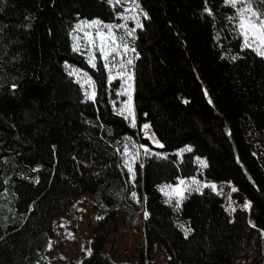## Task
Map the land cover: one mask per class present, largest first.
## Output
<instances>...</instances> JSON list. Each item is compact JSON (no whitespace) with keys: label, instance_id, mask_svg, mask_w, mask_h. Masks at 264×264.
<instances>
[{"label":"trees","instance_id":"obj_1","mask_svg":"<svg viewBox=\"0 0 264 264\" xmlns=\"http://www.w3.org/2000/svg\"><path fill=\"white\" fill-rule=\"evenodd\" d=\"M247 1L264 11V0ZM138 2L146 15L132 41V127L113 110L102 63L89 66L73 46L77 20L112 21L107 0H0V264H51L44 251L52 220L83 192L102 215L90 252L74 264H153L142 252L117 263L100 252L117 211L137 223L126 201L130 189L142 196L145 248L159 243L167 254L162 264H187L183 223L199 195L185 194L173 208L159 185L195 174L230 181L233 199L249 204L248 221L264 238V57L241 46L223 0ZM69 67L87 72L94 100ZM130 144L149 151L128 182L115 164ZM184 145L191 151L176 158ZM196 156L205 162L199 170ZM210 208L227 221L217 200ZM211 248L210 259L195 264L230 262L221 238Z\"/></svg>","mask_w":264,"mask_h":264},{"label":"rangeland","instance_id":"obj_2","mask_svg":"<svg viewBox=\"0 0 264 264\" xmlns=\"http://www.w3.org/2000/svg\"><path fill=\"white\" fill-rule=\"evenodd\" d=\"M107 1L113 9V19L111 22H102L96 18L77 20L73 26L71 35L74 49L77 46L79 47V51H75L85 57V61L89 66H91L89 63L90 57L94 59V62L99 60L102 63L107 74V80L112 83L115 94L112 100L113 110L116 114L121 115L119 112L123 110L129 95L132 97L133 67L137 54L132 51L125 53L122 46L116 52H112L110 49L123 43H127L129 49L134 48L132 44L133 37L127 36V32L139 28L137 27V23L141 24L145 13L141 9L138 0ZM223 2L230 6L231 14L234 17V26L240 35L241 46L243 47V37L238 29V10L241 7H247L249 2L244 0L241 3L240 0H237L235 5H232L230 0H223ZM261 18L264 19V17ZM92 21H100L102 24L92 25ZM103 25H126V27H113L112 31L115 33L117 39L115 43L108 40L107 46H105L100 37L97 36L98 29L107 36L108 29L103 27ZM101 46H105V51L109 53L107 59L99 51ZM128 59L133 61L132 65H126L125 68H121V63L124 62L126 64ZM105 64L108 65L107 68ZM69 71L70 73H74L72 76L79 82L84 94L91 95L93 93V81L87 72L77 67H69ZM121 72L124 73L123 76L120 75ZM110 75L115 77V79L110 81ZM129 75L132 77L131 80H128ZM121 116L124 118L123 115ZM126 120L129 124L133 122L131 116ZM145 134L151 142H155L150 131L146 130ZM186 147L189 148L187 145L181 146L179 149L173 151L172 154L178 158L180 153L183 152L182 149H187ZM145 148L142 144H130L125 146L119 153V159L115 167L127 178L128 182L133 180L132 173L128 171V166L135 172V168L139 165ZM195 162L198 170L205 164L204 159L198 156L195 157ZM181 179L185 181L194 180L201 185L214 184L216 186L215 190L211 187H202L199 192L192 191L199 195V199L191 209L189 218L183 223L186 233L184 245V251L187 253L186 263L195 264L199 259L209 260L213 239L221 238L231 255V260L228 264H264L263 235L260 230L249 223L247 218L248 207H245L246 203H239L233 199L231 195L233 185L231 182L228 180L204 179L195 174L188 177H177L173 183L160 184L159 190L163 200L171 204L173 208H178L177 200L179 199L181 202L183 199L177 197L173 192V189H175ZM133 193H135V196H133ZM185 194H188V192H185ZM141 199V194L132 189L128 191L126 196V201L136 215V224L129 225L127 214L120 210L117 211V227L115 231L106 236L100 249L102 255L112 262L133 261L141 252L144 254L146 260L153 264H162L167 258L163 246L159 243H153L149 249H146L144 246L141 225L143 218ZM213 200H217L222 210H224L227 216L225 223L218 222L211 211L210 204ZM101 215L102 213L94 209L90 193L83 192L76 196L65 212L55 216L52 220V236L44 251L48 262L51 264H74L79 263L87 256L90 252L93 224Z\"/></svg>","mask_w":264,"mask_h":264},{"label":"snow or ice","instance_id":"obj_3","mask_svg":"<svg viewBox=\"0 0 264 264\" xmlns=\"http://www.w3.org/2000/svg\"><path fill=\"white\" fill-rule=\"evenodd\" d=\"M241 3L244 2V0H240ZM230 3L232 5H235L237 3V0H230ZM239 13V24H238V29L240 31V34L243 37V47L248 48V49H252L253 51H255L259 56L264 57V19H262L261 17H264V11L257 13L255 11L252 10L251 7V3H249V5L247 7H241L238 10ZM146 15V14H145ZM135 18V17H134ZM258 21V23H257ZM92 25H101L102 22L100 21H92L91 22ZM103 27H106L108 29V33L107 36H105V34L103 32H101L99 29L97 31V36L100 37V40L102 41V43L107 46V41L111 40L113 43H115L117 37L115 35V33L112 31L113 27L116 28H122V27H126V25H103ZM137 27H143L142 24H140L139 22L137 23ZM134 32L135 29H132L131 31L127 32V36L129 37H133L134 36ZM88 35V34H86ZM91 42V41H90ZM105 46H101L99 48V51L101 52V54L103 55V57L105 59H107L108 56V52L105 51ZM123 48L124 52L127 53L128 51H132L135 52V49H129L128 44L127 43H123L122 45H117V47H112L110 50L112 52H116L118 50L119 47ZM74 50L79 51V47L77 46ZM89 63L91 64L92 67H95V62L94 59L90 57L89 59ZM133 61L131 59H128L126 61V64L124 62L121 63L120 67L121 68H125L126 65H132ZM105 67L107 68L108 65L105 64ZM74 73H70V75H72ZM121 76L124 75L123 72L120 73ZM115 79V77H112L111 75L109 76V80H113ZM132 77L131 75L128 76V80H131ZM129 87H131V85H129ZM86 98L87 99H95V93L93 92L91 95L86 93ZM132 97L131 95H129L128 97V101L127 103L124 105L123 110H121L119 112V114L123 115L125 119H128L129 116L132 117V127H135V116H134V112L132 111ZM145 129H147L149 126L147 124H145L143 126ZM156 144L158 147H163L162 144L159 143V141H156ZM149 150L147 148H145V152L147 153ZM182 151H191V148L188 149H182ZM128 171L130 173H132V177L133 179H135V173L133 171V169L128 166ZM183 186V187H181ZM202 187H211L213 190H215V185H201L199 184L197 181L191 180V181H185L183 179L179 180L178 184L176 185L175 189H173L174 194L177 197L183 198L185 195V192L191 193L192 191H201ZM233 191H236V189H233ZM167 194V193H166ZM133 196H135V193H133ZM180 201L179 199L177 200V206H179ZM249 204L246 202L245 207H248ZM147 213H145V216L147 218Z\"/></svg>","mask_w":264,"mask_h":264}]
</instances>
